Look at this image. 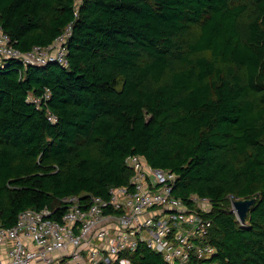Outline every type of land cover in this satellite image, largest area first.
Masks as SVG:
<instances>
[{"label":"trees","instance_id":"obj_1","mask_svg":"<svg viewBox=\"0 0 264 264\" xmlns=\"http://www.w3.org/2000/svg\"><path fill=\"white\" fill-rule=\"evenodd\" d=\"M0 25L22 52L69 27L64 65L0 67L2 226L106 196L135 153L176 174V196L210 200L215 253L187 264H264V0H0ZM229 195L254 197L241 224ZM125 253L170 264L143 244Z\"/></svg>","mask_w":264,"mask_h":264},{"label":"built area","instance_id":"obj_2","mask_svg":"<svg viewBox=\"0 0 264 264\" xmlns=\"http://www.w3.org/2000/svg\"><path fill=\"white\" fill-rule=\"evenodd\" d=\"M68 28L52 43L22 52L0 25V67L9 58L24 65H64ZM29 99L38 106L39 98ZM45 116L56 120L49 110ZM123 162L130 170L127 183L110 185L106 196L67 195L58 212L24 208L12 225L0 224V264H134L124 253L139 244L161 253L170 264H187L191 256L210 259L216 249L204 241L211 223L205 216L209 198L176 196V174L150 165L140 154H128ZM227 197L231 208L234 198Z\"/></svg>","mask_w":264,"mask_h":264},{"label":"water","instance_id":"obj_3","mask_svg":"<svg viewBox=\"0 0 264 264\" xmlns=\"http://www.w3.org/2000/svg\"><path fill=\"white\" fill-rule=\"evenodd\" d=\"M254 197L249 198H234L231 201V208L230 211H232L237 220L240 223L244 222V218L246 216V213L250 207V205L253 203Z\"/></svg>","mask_w":264,"mask_h":264},{"label":"crops","instance_id":"obj_4","mask_svg":"<svg viewBox=\"0 0 264 264\" xmlns=\"http://www.w3.org/2000/svg\"><path fill=\"white\" fill-rule=\"evenodd\" d=\"M0 247H2V245H0ZM0 256H2V253H1V251H0Z\"/></svg>","mask_w":264,"mask_h":264},{"label":"rangeland","instance_id":"obj_5","mask_svg":"<svg viewBox=\"0 0 264 264\" xmlns=\"http://www.w3.org/2000/svg\"><path fill=\"white\" fill-rule=\"evenodd\" d=\"M232 199V198H231Z\"/></svg>","mask_w":264,"mask_h":264}]
</instances>
